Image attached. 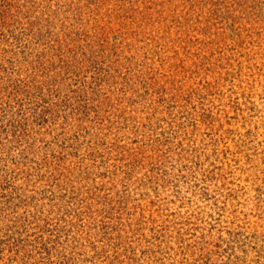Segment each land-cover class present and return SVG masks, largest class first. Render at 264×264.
Segmentation results:
<instances>
[{"label": "rangeland", "instance_id": "rangeland-1", "mask_svg": "<svg viewBox=\"0 0 264 264\" xmlns=\"http://www.w3.org/2000/svg\"><path fill=\"white\" fill-rule=\"evenodd\" d=\"M0 264H264V0H0Z\"/></svg>", "mask_w": 264, "mask_h": 264}]
</instances>
